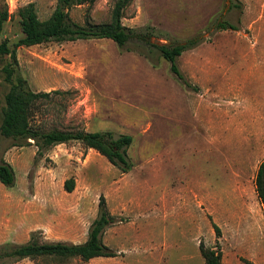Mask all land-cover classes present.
<instances>
[{"label": "rangeland", "instance_id": "1", "mask_svg": "<svg viewBox=\"0 0 264 264\" xmlns=\"http://www.w3.org/2000/svg\"><path fill=\"white\" fill-rule=\"evenodd\" d=\"M30 2L42 20L57 5L0 0V13L7 9L10 15L0 41L12 48L23 36L18 9ZM115 2H85L70 15L82 25L106 23ZM122 22L151 33V44L194 36L202 41L178 58L183 79L143 41L132 40L124 49L110 38L17 48L31 89L59 91L41 104L33 125L130 135L132 168L124 172L77 141L39 152L33 139L0 132V162L11 164L16 176L13 186L0 181V247L26 243L33 232L41 241L82 243L104 196L115 222L103 241L116 256L66 264H206L201 242L221 248L222 264H264V208L255 186L264 160V0H131ZM221 23L236 29H219ZM9 60L0 55V127ZM250 67L259 76L256 84H246L247 90L260 88L248 94L257 99L255 107L222 106L223 75L230 69V77L242 81ZM228 111L252 121L254 134L243 137L221 126L211 133L206 122L220 123ZM70 178L72 191L65 188ZM0 264L54 263L4 256Z\"/></svg>", "mask_w": 264, "mask_h": 264}, {"label": "trees", "instance_id": "2", "mask_svg": "<svg viewBox=\"0 0 264 264\" xmlns=\"http://www.w3.org/2000/svg\"><path fill=\"white\" fill-rule=\"evenodd\" d=\"M94 0H57L53 13L47 19H40L34 2H30L18 9L21 30L23 36L14 43L13 48L5 40L0 41V55H9L10 60L3 66L5 81L10 84L5 94V106L2 110V122L0 132L5 137L28 142L33 139L38 146L39 152L47 150L58 144H67L77 141L87 148L97 150L108 158L114 165L120 167L124 172L132 168L128 155V148L132 143L130 135H115L101 131L86 130H62L52 129L43 131L32 123V119L41 104L50 99L52 92H36L31 89L28 80L21 74L17 57L19 46H33L50 41H73L77 39L110 38L122 49L127 47L132 40L143 41L157 48L160 55L171 62L172 71L183 79L179 70L177 60L186 51L201 43L199 36L188 38L183 43H153L148 36L151 33L138 31L123 24L125 8L131 0H116L111 12V19L106 23L82 25L74 21L70 10L79 4L93 2ZM10 15L7 9L0 13V35L4 29V23ZM236 29L234 25L221 23L219 29ZM22 142V143H23ZM15 170L6 161L0 162V181L6 186L15 183ZM256 192L264 208V160L260 163L255 177ZM75 187V179L65 181V188L72 191ZM115 222V217L109 212L105 197L99 202L98 216L93 220L88 238L82 243H69L64 241H41L37 232H33L30 239L23 244L7 245L0 247V257H10L15 260L30 258L36 262L45 261L54 264H66L71 259H80L83 262L96 257H115L116 253L103 241V235L107 228ZM216 233L220 234V228L214 224ZM200 252L206 264H222V250L219 246L206 247L200 243ZM248 264H253L248 261Z\"/></svg>", "mask_w": 264, "mask_h": 264}, {"label": "crops", "instance_id": "3", "mask_svg": "<svg viewBox=\"0 0 264 264\" xmlns=\"http://www.w3.org/2000/svg\"><path fill=\"white\" fill-rule=\"evenodd\" d=\"M229 71L230 69H228V72L226 74L223 75L222 80L224 81V84L227 85V92L225 94L222 93L223 96H221V98L223 99V101H225L227 103V105H222L228 109H232V108H237V107H245L246 103L249 104V107H255V103L257 102V99L254 96H249L248 94H250L251 92H255L257 91V89L259 90L260 88H256V87H251L250 90H247L246 84L247 82H250L251 84H256L255 82H258L259 80V76L257 77V74H255L256 70L255 67H250L247 70H245L246 72H248V76H246L242 81H240L239 79H233L232 77H230L229 75ZM222 81V82H223ZM237 86V87H235ZM234 88H237V90H234ZM243 92L244 94H237L238 92L240 93V91ZM234 92H236V94H234ZM236 95L237 98L235 100H233V96ZM242 99V100H241ZM232 102H234L233 104H231ZM251 105V106H250ZM228 117L227 118H223L224 120H221L220 123H218L215 119L212 120H208L206 122L209 131L211 133H213L216 129L223 127V131L228 130V132H232L233 133H238L240 135L246 136V134L248 133H253L252 131V121H247L245 120H240L238 118H236L238 116V114H236V117L233 115H230V112H227ZM247 124L249 125L248 127ZM233 125H237V128H234ZM226 127V128H224ZM254 134V133H253ZM247 140V139H246Z\"/></svg>", "mask_w": 264, "mask_h": 264}]
</instances>
